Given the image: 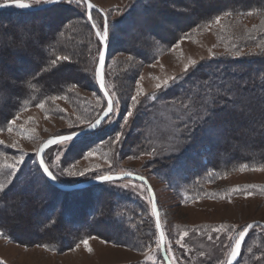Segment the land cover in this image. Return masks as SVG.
<instances>
[{
  "label": "rangeland",
  "instance_id": "rangeland-1",
  "mask_svg": "<svg viewBox=\"0 0 264 264\" xmlns=\"http://www.w3.org/2000/svg\"><path fill=\"white\" fill-rule=\"evenodd\" d=\"M6 1L8 0H0V4ZM90 1L108 14L109 27L113 31L110 36L112 40L110 38L107 45L104 69L106 87L110 94L115 93L113 99L119 97L121 114L116 116L114 113L110 121L103 122L87 136L49 147L43 157L47 166L49 165L57 176L69 182L111 172H136L145 176L156 195L160 221L165 233V248H171L168 254L172 264H225L231 253V248L225 245L234 244V239L230 240L229 237H236L237 231L249 222H264V166L237 165L238 167L233 170L218 174L209 172L210 174L207 173L208 176L205 177L206 182L200 185L201 190H195L191 194H189V190L192 189L190 183L187 186L182 184L174 187L160 178V174L175 172L179 165V159L175 157H182L189 147L187 144L196 140L193 135L198 134L205 126V120L202 121L205 117L208 119V124L214 123L210 111L213 105L211 98H203L208 109H205L203 118L197 117L198 89L190 85V92L187 93L190 83L180 86V82L185 77L196 74L198 72L196 70H199L201 65L212 60L217 62L219 59L256 56L264 58V11L245 10L242 15H219V23H216L214 18L203 24H194L168 46L164 43H155V57L150 59L149 55H145L148 58L145 60L142 55L133 54L129 50L135 47L140 54H145L146 51L142 47L143 38L133 42L128 34L116 32L117 26L125 27L127 24L123 20L117 22V19L119 20L137 0ZM140 1L142 3L146 0ZM165 1H167L165 6H157V3L148 6L145 13L150 15L158 10L163 16L150 21L143 20L142 15L135 16L137 18L130 25L129 33L131 35L147 33V27L154 25V34L160 37L168 36V33H173L181 26L176 21V15L183 9L189 11L188 15L191 18L199 14L194 10L197 9L200 0ZM223 1L202 0V3L216 7ZM24 2L32 6L39 5L35 0H24ZM65 2L69 8L74 9L71 14L77 13V18L75 21L71 20L68 28L58 34L44 24L49 20L48 16L35 19L23 18L24 21L22 19L21 23H17L15 17L6 23L0 20V33L3 36L0 35L4 43H0V53L3 52L0 58L15 67L12 71L6 69L1 73L0 70L1 81L5 86L21 87L23 80H30L35 76V73L22 76L39 60L28 48H35L44 55L46 51L42 46L39 47L38 42L44 43L45 40L42 38H47L53 33L54 36L56 35L55 48L60 52L53 59L43 63L37 74L43 78L49 77L51 67H63L62 65L65 64L64 66L68 67L59 68L57 74L62 71L66 75H62L63 77L68 76L67 78L72 80L69 82L65 79L69 83L55 88L48 98L24 106L20 110L11 111L10 115L3 122L1 121L3 125L0 126V141L3 143L0 144V165L13 162L21 152L27 154L25 162L37 161L36 152L45 139L86 127L88 122H93L101 113V109L106 104L94 79L98 60L96 57L98 42L95 31L90 29L87 32L88 29L84 28L81 16L85 11V5L77 6L76 0H72V3H68L67 0ZM7 9L13 11L20 8ZM94 20L97 21L96 16ZM112 20L115 23L110 25ZM13 42L17 45L11 46ZM46 43L49 44L50 41ZM177 43L179 46L174 47ZM17 52H25L21 60L15 57L14 54ZM58 56H67L70 62L58 61L54 67L52 60ZM190 60H195L197 63L194 66L189 65L185 70V65L189 64ZM237 78L235 75L233 79L237 80ZM137 81L142 92V95L138 96L140 104L133 110L134 116L129 118V124L123 130L120 143L113 144L115 133L121 131L123 114L131 105L130 97L136 94ZM164 81H168V84L165 85ZM245 82L250 84V81L244 80ZM158 83L162 85L161 89L155 87ZM73 84H77V87L73 88ZM167 91L171 94L167 95ZM257 92L263 94L264 90L260 91L257 88ZM53 97L57 98L53 99ZM38 104H43V107H37ZM184 105L187 107H183ZM256 107L259 111L258 116L261 117V113L264 112V98L259 100V104L254 108ZM1 109L3 106H0V113ZM242 111L238 109V117L245 122L243 127L233 124L234 119L226 121L223 130L205 141L209 143V148L205 150L203 148L199 152L209 157L214 153L212 151L221 145L223 149L218 156L224 160L231 158L233 154L242 153L239 144L255 136H258V146H264V129L259 128L261 124L264 126V114L262 118H257L252 123L249 119L254 114L253 105L249 110ZM224 118L229 119L227 114H224ZM256 121L258 125H255ZM197 125H201L199 129L195 128ZM254 128L260 130L255 132ZM229 143L235 149V152L230 154L227 153ZM12 144L16 147H11ZM255 144L254 141V146ZM88 152L94 155L85 159ZM190 154L196 159V153L191 151ZM129 157L134 158L129 159ZM173 158L171 165L166 170H162L161 164L166 161L169 164ZM64 169L76 172L77 175H69ZM81 171L85 174L79 175ZM12 180L10 170L0 167V184L4 185V189ZM41 185L39 179L35 178V186L27 189L28 194H21L20 199L8 200L11 204L7 206L6 215L0 217V222L11 228L17 239L12 240L0 231V264H164L159 257V248L156 244L158 236L157 231L155 232L148 192L141 182L125 179L111 183L109 186L117 191L110 199L121 201L126 212L133 213L132 221L136 222L141 233L147 236L149 243L143 250L110 240L119 237L129 241L131 238H127L123 229H113L120 210L109 218L104 216L103 207H95L92 221L85 220L82 223L77 221L80 226L95 228L98 235L90 233L87 237L76 240L72 246L58 251L45 246L38 238L41 236L39 234L42 233L44 224L50 219L34 211V207L41 208L42 203L46 202L42 198L44 189L36 188ZM88 195L98 197L96 191ZM49 197L46 200L54 201L57 207L45 210L44 215L47 214L50 218L56 217L64 222L66 227L71 228L73 220L64 221L61 219L63 214L59 212L64 203L63 198L52 193ZM99 198L92 202L96 203ZM101 201L104 203V196ZM126 206H129L130 210ZM84 218H88L87 213ZM222 224L226 225L227 229L236 225L237 229L230 232L226 229L225 232L217 233L215 229ZM58 233H60L58 230L52 228L45 231L43 236L51 238ZM72 233L74 234L75 231L73 230ZM183 233L187 235L183 236L185 246L181 247L176 241ZM218 235L219 241L216 239ZM84 240H87L90 251L81 243ZM235 264H264V230L261 227L255 226L248 232Z\"/></svg>",
  "mask_w": 264,
  "mask_h": 264
},
{
  "label": "trees",
  "instance_id": "trees-1",
  "mask_svg": "<svg viewBox=\"0 0 264 264\" xmlns=\"http://www.w3.org/2000/svg\"><path fill=\"white\" fill-rule=\"evenodd\" d=\"M153 3L154 4L157 3V6L158 5L165 6L167 4V1L146 0L145 2L142 3L140 0H137L136 2L134 1L133 4L130 5L132 7L129 6L130 9H127L126 12L123 14V16L119 18V20L117 19V22L123 20V22L125 21L127 22V24L125 25V27L117 26L116 32L120 34L121 33L126 35L128 34L127 36L130 37V39L133 42H137L140 38L144 39L142 47L147 53L145 52V54H140V52H138L139 50H137L135 47H132V49L129 50L133 54H137L140 56L142 55L145 60L148 59L146 58L148 55L150 59L152 57L153 58L155 57L154 55L156 53V48L154 47L155 43L156 44L164 43L167 44L168 46L172 44L180 36V34L183 33V31L188 29L190 26H193L194 24L196 25L198 23L203 24L206 21H211L212 19L216 18V16L219 15H225V14L242 15L245 13L244 12L245 10H254V11L258 10L261 12L264 11V0H251V1L224 0L223 3H219L216 7L213 5H207V4L205 5L202 3V0H200L197 9L194 10L199 14L196 15V17L191 18L188 15L189 11L183 9V11L180 14L176 15V21H178L179 25L181 26L176 28L173 33L171 34L168 33V36L160 37L159 35L154 34L155 33L154 25L147 27L148 29L147 33H138V35L137 34L131 35L129 33L130 25L134 23V20L139 15H142L143 20H149V21L153 19H157L160 16H163L162 12L158 10L155 11L154 14H150V15L145 14L146 10H148V6H151ZM73 10H74L73 8L71 9L66 5V2L57 3L51 7L38 11H26L22 9H16L10 11L8 9H5L0 12V20H4L3 22L6 23L7 21H10L14 17L16 18V22H17L18 20H22L23 18L35 19L40 16H48L49 20L45 21L44 24H46V26L48 27H51L53 29L52 32L54 31V33L58 34L59 32L61 33L63 29L65 30L66 28H68L69 26L68 24H70V22L72 21H75V19L77 18V13L71 14ZM82 14L83 15L81 17L85 25L84 28L88 30L84 29L83 27L82 28L83 30H86L88 32L90 29H92L91 22L87 20V17L84 15V13ZM92 16H93V20L96 16L97 22L101 24L103 23V15L101 13L92 10ZM113 23H115V21L112 20V22H110V25ZM109 31L111 36V32H113L111 31V27H109ZM54 33L48 35L47 38L43 37L42 40H45L44 43L43 41L38 42L39 47L42 46L43 49L46 51L44 55L36 51L35 48L34 49H31V47L28 48L29 51L33 55H35V57L38 58L39 60H37L36 64H33L31 70L29 71L30 73L26 72V74L25 73L22 74V76H25L28 74L32 75L33 73H35V76L30 80H23L21 82L22 84L21 87L12 88L10 86L8 87L3 84V82L1 81V73L3 71H6V69L12 71L15 67L12 65L10 66V64H7L5 61H3L0 58V70H1L0 106L1 107L3 106V109H1V113H0L1 127L3 125L1 121L3 122L5 118L10 115L11 111L20 110V108L24 106L33 105L42 99H46L50 96V93H53L55 88L66 86L70 81H72L69 80V78H67L68 76L63 77L62 75L64 76L66 75L62 71L59 74H57V70H59V68L63 69V67H68V66H64L65 64L62 65L63 67H59V66L58 67L54 66L55 68L51 67L50 68L51 73L48 74L51 77L46 76V78H43L42 76H38L39 74H37L44 65L43 63L53 59V57H55V55L57 53L59 54L60 52L55 48L56 35L54 36ZM1 35H0V43H3L2 42L3 35L2 36ZM16 39L19 40V38ZM47 41L48 42L50 41V43L49 44L46 43ZM16 42L11 43V46L17 45ZM2 54L3 52L0 53V57ZM14 55L15 57L18 58V60H21L22 57H24L25 52L23 53L17 52ZM96 57H98V52L96 53ZM196 72L197 73L193 74L192 76L190 75L188 77H185L180 82V86L181 85L184 86L183 84L187 82L190 83L188 86L189 87L188 91L185 90L187 93L190 92L189 90L191 87L198 89L196 95L197 97L199 96V101L196 105L197 106L196 115L199 118L204 117V111L207 108V105L204 103L203 98H211V100L213 101L212 102L213 105H211L212 107L210 108V111L213 114L212 120L214 123H212L211 125L208 124L207 123L208 119H206L207 117H205L202 120L203 122L205 120L204 123L205 126L202 127L201 131L198 134L195 133L193 135V138L195 137L196 140L193 143L187 144V146L189 147H187L188 149L186 148L187 150L185 151L186 152L184 154L185 156L183 155L184 157L183 156L175 157V159L177 158L179 159V165L176 167L175 172L172 174L171 173L160 174V178L164 179L165 182H169L174 187H177L178 185H182V184L184 186H187L190 183L191 184L190 188L192 189L189 190L190 191L189 194L195 192V190H201L200 185L202 182L203 183L206 182L205 177L208 176L207 173L209 172H213V174H218L221 172L233 170L235 169V167H238L239 165H242L244 167L264 166V146L262 145L261 147L258 146V136L253 137V139L248 138V140H246L245 142H241L239 146L242 149V153L233 154L231 158H225L224 160H221L218 156L221 150L223 149V146L221 145L217 146L216 149L214 148L215 150L212 151L214 153L209 157L199 152L203 148L204 150L209 148V143L205 141L207 139L208 140L211 139L212 135H215L219 133L221 130H223V124H225L226 121L230 119L232 120L234 119L235 123L233 122V124H235L236 126L243 127L245 125V122L238 117V109L239 111L240 110L246 111L249 110L250 107H252L253 105L254 114L251 115L252 118H250L249 120L252 123H254L255 119L262 118L264 112H262L261 117H259L258 116L259 111L257 107L254 108V106L258 105L259 100L264 98V93L262 94L261 92H257V88L260 91L264 90V58L256 56L252 58L219 59L217 62H214L212 60L209 61L208 63L201 65L199 70H196ZM237 74H239L240 76ZM235 75L238 77L237 80L233 79L235 78ZM25 78H27V76ZM65 79H68L69 82ZM244 80L250 81V84L246 82L244 83ZM104 81L106 87L105 69H104ZM53 84L55 85L53 86ZM176 85H179V83H176ZM96 86L98 88L97 83ZM106 89L110 94V91L108 90L107 87ZM166 93L167 95L171 94L170 92L168 93V91ZM224 114H227L229 119H225ZM257 121L255 125H258ZM201 125L199 126L197 125L198 127L196 126L195 128L199 129ZM262 126H263L262 124L259 125V128L264 129V126L263 127ZM253 130L255 132H258L260 129L254 128ZM191 137L192 136H190V138ZM253 140L256 143L255 146ZM227 143L228 142H226V144ZM229 146L230 147H227V153L230 154L235 152L234 147H231L232 145L230 143ZM190 150L196 153L195 154L196 159H194L191 156ZM172 161H174V158L170 160L169 164L167 163V161L166 163L165 162L162 163L161 164L162 170H166L168 166L171 165ZM38 168L39 166L36 160H34L31 163L25 162L22 165V170L17 173V175L13 178L10 184L5 189L0 191V205H2L0 207V217L6 215L5 211L6 209H8L7 206L11 204L8 202V200L16 199V198L20 199L21 194L22 195L24 193L28 194L29 191L27 189H31V186H35V178H38L42 185L36 188L45 189L43 190L44 192L42 198L45 199L46 202L42 203L41 208L40 206L37 209H35L34 207V211L43 215L44 217H47L48 220L52 219V221L49 220L44 224V227L42 228L43 234L42 233L39 234L41 236H39L38 240L41 241L45 246L58 251L62 248H67L72 246V244L76 242V240L81 239L83 237H87L88 235H90V233L93 235H98V232L95 228L91 226H80L77 223V221H81V223L85 222V220L92 221L94 217V209H96L95 207L97 208L103 207L104 216H107L109 218H111L110 216H112L114 213L117 214L119 210L121 211V213L119 211V214L117 216V222L115 223L113 229L114 230H117V228L123 229L125 234L127 235V238H131V239L129 241H125L120 239L119 237H115V238L111 237L112 239L109 238L110 240L117 243L127 244L128 246L136 248L137 250H141V249L143 250V248L149 243L147 236L141 233L137 223L132 221L133 213L130 211L126 212L125 207L121 204V201L119 202L110 199L113 195L117 193V191L116 189H114V187L109 185L111 183H116V182L118 183L119 181L125 179L104 182L101 184L89 186L84 189L65 192L50 185L49 182L45 179L42 172L38 171ZM111 173H115V172H111ZM131 173H136V172H131ZM57 177H58L57 180L64 184H73L76 182L85 181L92 178V177L87 179L80 178L69 182L65 180L63 177L60 176ZM129 180L132 181V179ZM94 191L97 192L98 197H101L102 195L104 196L105 201L104 203L102 202L103 204L101 203L102 205L101 204L97 205V202L96 203L92 202L97 197H93L95 194H93V196L88 194ZM51 193L56 194L57 196L63 198L64 203L63 206L60 208L59 212L60 214H63V218L61 219H63L64 221L71 222L73 220L72 221L73 226L71 228L66 227L64 222L62 223L60 220L56 219V217L50 218L48 217L47 214L44 215L45 210H48L50 208L55 209L57 207L54 201H51L53 202L51 203L48 200H46L47 198H50L49 196L51 195ZM65 202H69V204H65ZM29 207L32 206L29 205ZM126 208L130 210L129 206L128 207L126 206ZM86 213L88 216L87 219L84 218ZM98 213H100V210L98 211ZM129 215L130 217H128ZM76 223L78 224V226ZM154 227H155V223H154ZM52 228L56 229V231L58 230L60 233H58V235L52 236L51 238H45V236H43L45 231ZM73 230L75 231L74 234L72 233ZM0 231L4 236L12 240L17 239L15 233L12 232V229L7 227V225L1 222H0ZM156 231L157 230L155 228V232ZM166 253L168 254V252ZM159 257L161 258L160 252H159Z\"/></svg>",
  "mask_w": 264,
  "mask_h": 264
},
{
  "label": "snow or ice",
  "instance_id": "snow-or-ice-1",
  "mask_svg": "<svg viewBox=\"0 0 264 264\" xmlns=\"http://www.w3.org/2000/svg\"><path fill=\"white\" fill-rule=\"evenodd\" d=\"M65 2V0H35L36 4H40V3H63ZM68 3H72V0H67ZM76 4L77 6L80 5H85V11H84V15L87 17V20L89 22H91V27L92 29H95V35L97 37V42H98V48H97V52H98V63L97 66L95 67V73H94V79L95 82L98 83L99 87L101 89H105V81H104V73H103V68L105 67L106 64V52H107V45L109 42V38H110V31H109V24H108V20H107V13L103 14V23H98L97 21L93 20V16H92V10L95 9V5L92 4L90 2V0H76ZM4 6H15L18 8H28L31 7L32 5L24 2V0H8L7 4H3L0 5V7H4ZM215 22L219 23L220 22V17L217 16L215 18ZM179 44L177 43L176 45H174V47H178ZM237 56H239V53H237ZM58 61H68L70 62V58L67 56H58L56 57L54 60H52V64L53 66H55L57 64ZM197 61L195 60H190L189 64L185 65V70L188 69L189 65H196ZM170 79H174V78H170ZM164 84L167 85L168 81H164ZM73 88L77 87V84H73L72 85ZM157 89H161L162 85L161 84H156L155 86ZM115 95V93L109 94L106 90H105V100H106V104L105 106L101 109V114L97 117L94 118V122H88V130H95L97 129L103 122L105 121H110L111 116L115 113L116 116H120V108H121V102L119 97H117L116 99H113V96ZM142 95L141 89H140V85L139 82L137 81V88H136V94L135 95H131L130 100H131V105L130 107L125 111V113L123 114V122L120 125L121 131H117L115 133V138L112 141L113 144H118L121 141V137L124 134V129L125 127L129 124V118L134 116V109H136L138 107V105L140 104V101L138 100V96ZM57 97H53V99H56ZM153 99H155V97H153ZM37 107H43V104H38ZM183 107H187L186 105H184ZM11 130V128L9 129ZM81 131L83 132L84 129H81ZM79 135V133H72L69 135H57L55 137H51L49 138L47 141L43 142L41 144V146L39 147V149L36 152L37 157L39 158V168L38 171L42 170V173L44 176H46L49 180L55 181L57 180V175L47 166L45 159L43 158V154L45 152L46 149H48L51 145H59L61 142L63 141H69L71 142L73 140V138L75 136ZM3 142L0 141V144H2ZM11 147L15 148L16 145L12 144ZM149 155L151 153H148ZM27 154L21 152V154L17 157L14 158V161L11 163H4L3 165H0V167L2 168H6L8 170H10L11 172V177H15L17 175V173L19 171L22 170V165L25 162V156ZM94 153L92 152H88L85 156V159H87L88 157L93 156ZM134 157H129V159H132ZM109 166L111 167V163L109 162ZM64 171L68 172L69 175H77L76 172L73 171H69L68 169H64ZM85 171H90V169H85ZM85 172L81 171L79 172V175H84ZM133 175L131 172H126L124 177H119V176H113V175H100L97 176V179L100 181H113V180H119V179H124L127 176H131ZM138 179L141 181V184L144 185L146 184V178L145 177H138ZM249 187H254V186H249ZM4 189V185L0 184V191H2ZM145 191H147L149 193V201L151 202V214L154 217H157L156 219V223H155V228L159 234V239L156 241V244L158 246V248L164 247L163 242L165 239V233L164 231L161 230V223L159 220V213H158V207L157 204L154 200V193L152 192V189L150 186L145 188ZM251 193H249L250 195ZM252 228L251 224H248L247 226L242 227L241 229H239L237 231V235L236 237H229V239H234V244H229V245H225L226 247H230L231 248V253H230V257L229 260L227 262V264H232V261L237 257L240 246H241V241L244 239L246 233L249 231V229ZM227 229L226 225H220V227L218 229H215V231L217 233H221V232H225V230ZM237 226L233 225L231 229H227L229 232L232 230H236ZM187 233H183L181 238L178 239L176 241L177 244H179L181 247H184V243H183V236H186ZM216 239L219 241L220 240V236L218 235L216 237ZM105 243H107V241H104ZM81 243L84 244V247L86 250H89L88 247V243L87 240L81 241ZM166 252H171V248H165ZM173 257H174V253H172ZM149 259H151V257H148Z\"/></svg>",
  "mask_w": 264,
  "mask_h": 264
},
{
  "label": "water",
  "instance_id": "water-1",
  "mask_svg": "<svg viewBox=\"0 0 264 264\" xmlns=\"http://www.w3.org/2000/svg\"><path fill=\"white\" fill-rule=\"evenodd\" d=\"M65 1H66V0H65ZM90 2H91V1H90ZM7 3H8V1L3 2V3H1L0 5L7 4ZM91 3L94 4L93 2H91ZM55 4H57V3H42V4H39V5H36V6H31V7H28V8H20V9H22V10H26V11H38V10H43V9H45V8L51 7V6L55 5ZM94 5H95V4H94ZM95 6H96V5H95ZM10 7H15V6H4V7H0V11L5 10V9H7V8H10ZM85 7H86V6H85ZM93 10L98 11V12L101 13L102 15L104 14V12H103L99 7H97V6H96L95 9H93ZM94 31H95V29H94ZM106 54H107V52H106ZM105 59H106V58H105ZM97 63H98V60H97ZM96 66H97V64H96ZM102 71H103V73H104V68H103ZM97 85H98V83H97ZM98 88H99V91L101 92L103 98L105 99V90L107 91L106 87H105V89H101V88L99 87V85H98ZM107 92H108V91H107ZM105 102H106V100H105ZM100 114H101V113H100ZM100 114H99V115H100ZM99 115H98V116H99ZM93 122H94V121H93ZM82 129H84L83 132L81 131V129H78V130H75V131H73V132H69V133H65V134H61V135H69V134H72V133H79V135H77V136H75V137L73 138V139H75V138H78V137H81V136H84V135H88V134H90V133H92V132H94V131L96 130V129H95V130H88V125H87L86 127L82 128ZM56 136H57V135H56ZM51 137H55V136H51ZM51 137H49V138H51ZM49 138L45 139L43 142L47 141ZM43 142H42V143H43ZM63 142H65V141H63ZM42 143H41V144H42ZM61 143H62V142H61ZM41 144L39 145V147L41 146ZM51 146H55V145H51ZM51 146H50V147H51ZM39 147H38V149H39ZM46 150H47V149H46ZM46 150H45V152H46ZM45 152H44V153H45ZM43 157H44V154H43ZM36 159H37V163H38V166H39V158L37 157V155H36ZM41 172H42V170H41ZM125 173H126V172H119V173H106V174H102V175H113V176L124 177V176H125ZM42 174H43V173H42ZM132 174H133V175H131V176H127V177H125L124 179H132V180H135V181H139V182H141V181L138 179V177H144V176H142V175H140V174H137V173H132ZM99 176H100V175H99ZM44 177H45V179L49 182L50 185L54 186L55 188H57V189H59V190H61V191H65V192H69V191H73V190H80V189H84V188H87V187L92 186V185H97V184H101V183H104V182H110V181H100V180L97 179V176H96V177H94V178H92V179H88V180H85V181H80V182L75 183V184L66 185V184L60 183V182L57 181V180L52 181V180H49L46 176H44ZM119 180H122V179H119ZM113 181H117V180H113ZM144 185H145V187H148V186L151 187L152 192L154 193V200H155V202H156V204H157V200H156V195H155L154 189L152 188V186H151L150 182L148 181V179H146V184H144ZM148 196H149V193H148ZM150 205H151V202H150ZM158 213H159V210H158ZM153 219H154V223H156V219H157V217H154V216H153ZM159 220H160V216H159ZM160 223H161V221H160ZM248 224H251V225H252V228L255 227V226H258V227H261V228L264 229V222H262V221H252V222H249ZM248 224H247V225H248ZM247 225H246V226H247ZM252 228H250L249 231H250ZM161 230L163 231V229H162V225H161ZM249 231H248V232H249ZM248 232L246 233V235L248 234ZM246 235H245V237H246ZM157 236H158V239H159V234H158V232H157ZM245 237H244V239H245ZM244 239L241 241V246H242V243H243ZM163 245H164V247L159 248L160 256H161V258H162L164 264H172L171 261H170V258H169V256H168V254H167L166 251H165V239H164ZM241 246H240V249H239V252H238L237 257L232 261V264H235V262H236L237 259L239 258L240 251H241ZM229 257H230V254H229ZM229 257H228V259L226 260V263H225V264H227V262H228V260H229Z\"/></svg>",
  "mask_w": 264,
  "mask_h": 264
},
{
  "label": "bare ground",
  "instance_id": "bare-ground-1",
  "mask_svg": "<svg viewBox=\"0 0 264 264\" xmlns=\"http://www.w3.org/2000/svg\"><path fill=\"white\" fill-rule=\"evenodd\" d=\"M0 12H1V11H0ZM21 21H22V20H18L17 23H19V22L21 23ZM44 190H45V189H44ZM97 198H99V197H97ZM100 198L102 199V198H103V195H102ZM100 198H99L98 200H96L97 203H102V201L100 202V200H101ZM97 205H98V204H97Z\"/></svg>",
  "mask_w": 264,
  "mask_h": 264
}]
</instances>
